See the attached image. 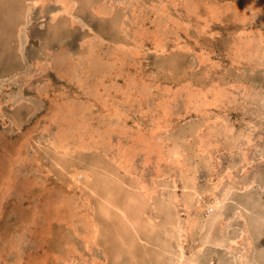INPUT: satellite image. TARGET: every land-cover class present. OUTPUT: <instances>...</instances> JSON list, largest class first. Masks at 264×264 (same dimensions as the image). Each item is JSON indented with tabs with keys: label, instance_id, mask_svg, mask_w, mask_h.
<instances>
[{
	"label": "rangeland",
	"instance_id": "1",
	"mask_svg": "<svg viewBox=\"0 0 264 264\" xmlns=\"http://www.w3.org/2000/svg\"><path fill=\"white\" fill-rule=\"evenodd\" d=\"M35 1L0 0V264H264V0Z\"/></svg>",
	"mask_w": 264,
	"mask_h": 264
},
{
	"label": "bare ground",
	"instance_id": "2",
	"mask_svg": "<svg viewBox=\"0 0 264 264\" xmlns=\"http://www.w3.org/2000/svg\"><path fill=\"white\" fill-rule=\"evenodd\" d=\"M37 1H40V0H36L35 1V3H37ZM5 3V2H4ZM7 4V3H6ZM67 3L64 1V0H62V2H60V5H62V8L60 9V11L59 12H56V13H54V16L53 17H57L58 16V14H60V13H64V14H69L70 13V11H71V9H72V7L70 6V5H66ZM76 5V4H75ZM73 6V5H72ZM4 8V7H3ZM33 9V8H32ZM68 10H70V11H68ZM6 11V10H5ZM7 12V11H6ZM58 13V14H57ZM55 18H53V20H54ZM220 21V20H219ZM25 22H27L26 21V19H25ZM10 24V23H9ZM26 24V23H25ZM246 33V32H245ZM247 37V36H246ZM249 38V37H248ZM251 39V38H250ZM253 40V39H252ZM255 40V39H254ZM247 41V40H246ZM245 42V41H244ZM249 42V41H248ZM22 45V44H21ZM244 45V44H243ZM258 48V47H257ZM256 50V49H255ZM246 52V51H245ZM264 53V52H263ZM251 54V53H250ZM260 54V53H259ZM261 55V54H260ZM146 88V87H145ZM163 89V88H162ZM185 91V90H184ZM128 94V93H127ZM145 94V93H144ZM213 94V93H212ZM206 96V95H205ZM207 98V97H206ZM102 99V98H101ZM187 99V98H186ZM216 99V98H215ZM188 101V100H187ZM155 106V105H154ZM200 106H202V105H200ZM204 107V106H203ZM187 111H189V110H187ZM104 119V118H103ZM201 121V120H200ZM198 122V121H197ZM169 123V122H168ZM202 123V122H201ZM218 124V123H217ZM223 124V123H222ZM207 125V124H206ZM166 126V125H165ZM215 127V126H214ZM213 127V128H214ZM211 129V128H210ZM228 129V128H227ZM154 135V134H153ZM152 135V136H153ZM156 135V134H155ZM159 135V134H158ZM208 135V134H207ZM211 135V134H210ZM223 135V134H222ZM157 137V136H156ZM148 138V137H147ZM159 138V137H158ZM194 138V137H193ZM225 138V137H224ZM248 138V137H247ZM146 139V138H145ZM232 139V138H231ZM142 143V142H141ZM246 145V144H245ZM200 150V149H199ZM229 152V151H228ZM174 153V152H173ZM204 154V153H203ZM176 155V154H175ZM174 155V156H175ZM246 156V155H245ZM178 157V156H177ZM202 157V156H201ZM121 165H122V163H121ZM74 169V168H73ZM95 169V168H94ZM78 173V172H77ZM188 173V172H187ZM186 174V173H185ZM195 175V174H194ZM75 176H73V178H74ZM84 178H85V176H84ZM187 178V177H186ZM88 180V179H87ZM116 181V180H115ZM255 185V184H254ZM209 186V185H208ZM142 187V186H141ZM251 187V185L250 184H245V185H243V188L241 187V189H249ZM98 188V187H97ZM144 188V187H143ZM193 188H194V186H193ZM94 189V188H93ZM236 189V188H235ZM195 190V189H194ZM143 192V191H142ZM141 192V193H142ZM193 192V191H192ZM213 192V191H212ZM230 192V191H229ZM144 195H145V193H144ZM211 195V194H210ZM224 195V194H223ZM227 195V194H226ZM130 196V195H129ZM147 196H149V195H147ZM160 196V195H159ZM146 197V196H145ZM166 197H167V195H166ZM148 198V197H147ZM223 200V199H222ZM226 200V199H225ZM100 201V200H99ZM117 201V200H116ZM118 202V201H117ZM178 202V201H177ZM194 202V201H193ZM200 202V201H199ZM211 202V201H210ZM223 201H221L220 202V200H217V199H215V201H213L212 202V205L210 206V209H214V208H218L219 206H220V203H222ZM179 203V202H178ZM98 204V203H97ZM124 205V204H123ZM169 205V204H168ZM208 205V204H207ZM183 207V206H182ZM192 207V206H191ZM113 209V208H112ZM142 209V208H141ZM145 209V208H144ZM143 209V210H144ZM155 209V208H154ZM209 209V210H210ZM115 211V210H114ZM145 211V210H144ZM213 211V210H212ZM120 213H121V216H120V218H121V222H122V225L125 227L127 224H128V226H130V229H132V230H135V227H138V225L140 224L139 223V221H140V218H134V217H128V215L126 214V211H123V210H121L120 209ZM138 213L139 214H142L141 213V211L139 212L138 211ZM196 213V212H195ZM200 213V212H199ZM239 213V212H238ZM139 214H136V215H139ZM189 215V214H188ZM236 215V214H235ZM237 215H239V217L240 216H242V214H237ZM135 216V215H134ZM152 216V215H151ZM142 217V216H141ZM259 216H257V218H258ZM166 218V217H165ZM192 218V217H191ZM142 219V218H141ZM189 219V218H188ZM198 219V218H197ZM210 219V218H209ZM167 220V219H166ZM181 220V219H180ZM186 220V219H185ZM144 221H146V224L147 223H149V225H151V227L152 228H155V225H153V224H151L152 223V221H154L152 218H149V219H146V220H144ZM168 224H170L171 223V221H170V217L168 218ZM166 221V222H167ZM170 221V222H169ZM187 221V220H186ZM57 222V221H56ZM200 222V221H199ZM202 222V221H201ZM259 224L258 225H256V224H254V226H253V229H255V230H258V229H260L261 228V225H262V223L264 222V214H263V216L261 215L260 216V218H258V221H257ZM145 223V222H144ZM163 224H165V223H163ZM183 224H184V222H183ZM189 224V223H188ZM187 224V226H189V228H192V227H195V226H197V224H198V221H194V220H192L191 222H190V224L188 225ZM148 225V224H147ZM171 225H172V227H174L175 229H176V232L178 233V236H180L181 238V240H182V238L184 237V235L182 234V233H184L185 234V232H187V231H185L186 229H182L181 228V224H177V223H175L174 221H173V224L171 223ZM198 225H200V224H198ZM177 226V227H176ZM185 226H186V224H185ZM202 227H203V224L201 225ZM150 227V226H149ZM96 228V227H95ZM188 228V229H189ZM196 228V227H195ZM199 228H200V226H199ZM140 229H142V228H140ZM187 229V230H188ZM227 229H229V228H227ZM253 229L251 228V230L253 231ZM152 230V229H151ZM196 230V229H195ZM199 230V229H198ZM201 230V229H200ZM223 230V229H222ZM226 230V229H225ZM248 229H247V227H246V225H244V227H243V229L241 230L242 231V235H245L248 231H247ZM127 231V230H126ZM166 231V230H165ZM174 231V230H173ZM173 231H171L170 232V234L168 235L169 236V238L171 239L172 237H174V235H175V233H173ZM185 231V232H184ZM96 232V231H95ZM169 232V231H168ZM168 232H166L167 234H168ZM193 232V231H192ZM111 233V232H110ZM249 233H251L250 231H249ZM166 234V235H167ZM225 234H226V232H225ZM248 235V234H247ZM177 236V237H178ZM236 238H238L237 236H236ZM250 238H252V237H250ZM100 239V238H99ZM179 239V238H178ZM185 239V238H184ZM183 239V240H184ZM218 239V238H217ZM249 239V238H248ZM222 240V239H221ZM186 241V240H185ZM156 242V241H155ZM230 243H234L235 244V241L234 240H230L229 241ZM210 243H212L214 246H223V245H221V244H223V242H221V244H219V242L218 241H215V242H211L210 241V239L208 240V237L207 236H205V238L203 239V241L200 243V248L198 249V250H196L193 254H192V258L190 259V262H191V264H195V261H196V255L198 254V252H199V250H201V248L203 247V246H205V245H207V244H210ZM251 243V242H250ZM182 244H181V242H180V244H179V242L177 243V245H176V247L178 248V251H177V254H178V259H179V261H181L182 259H183V257H184V255H183V248H182ZM247 246V245H246ZM103 247V246H102ZM215 248V247H214ZM219 248V247H218ZM244 250V249H243ZM197 253V254H196ZM246 254V253H245ZM167 255V254H166ZM245 256V255H244ZM242 258V257H241ZM245 258V257H244ZM92 261V260H91ZM242 261L243 262H246L245 261V259L243 260V258H242ZM178 263V262H177ZM239 264V263H238ZM240 264H243V263H240ZM245 264V263H244Z\"/></svg>",
	"mask_w": 264,
	"mask_h": 264
}]
</instances>
